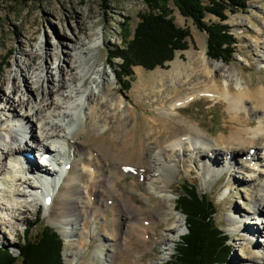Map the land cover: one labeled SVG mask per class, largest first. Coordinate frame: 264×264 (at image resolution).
<instances>
[{
  "label": "bare ground",
  "instance_id": "bare-ground-1",
  "mask_svg": "<svg viewBox=\"0 0 264 264\" xmlns=\"http://www.w3.org/2000/svg\"><path fill=\"white\" fill-rule=\"evenodd\" d=\"M72 9L75 10L76 8L73 7ZM44 13L43 16L45 18L51 16L49 12ZM76 18V30L70 25L57 27L61 36L58 35V32L57 34L55 33L54 39L47 41V47H45L44 52L38 55L37 49L30 51L27 54L29 57L28 63L17 59L21 63V67L19 66L17 71L8 68L0 77V100L3 104L0 106V126H3L1 125L3 122L15 121L16 119L14 118L18 116L21 119H28L29 116L34 117L30 115L31 106L29 104H31V101L24 99L22 93L19 94L18 100L10 97V94L16 96L19 92L16 85H14V79L21 78L24 88L23 93H30V90H34L37 96L44 81L49 83L47 89L50 92H53V89L57 87L56 91L54 90V98L51 101L49 100L47 103V100L41 99V103L45 104V108L44 106L40 107V104H38L37 111H39L37 116L44 114L48 121L42 123L37 135H30L33 145H26L24 140L25 129L19 128L17 130L19 132L17 138L8 134L10 129L8 125L0 127V130L5 132L4 138H6L1 140L0 143V176L3 175L2 179L0 177V184L2 185L0 193L7 194L6 196L1 194L2 200L4 201V197L9 199L18 195L26 196L24 192L12 190L8 187L12 179L15 180L14 172L23 173L24 176L27 174L33 176L32 178H34L35 182L45 188L40 180L42 177L36 175L35 171H42L50 178L55 175L49 164L40 160L42 154L50 153L55 160V166L60 171V177L57 182L53 180L49 189L45 190L46 194L42 195L43 202L46 198L51 199L49 206L45 205L48 211L55 207L60 216L74 214L78 221L73 217L70 224L72 226L71 229L75 231L78 225L82 229L87 230L96 223L97 216L100 213H104L108 209L113 210L115 227L114 231L110 232L113 242H107L104 245L107 249L106 253L97 254L96 256L98 257L92 260V264H166L161 259H159L160 261L147 260L145 253L139 255L133 248L153 251V246L159 245L161 246L160 252L165 256H169L171 254V245L175 242L173 236H178L179 238V234H181L180 228L183 226V222L179 218L176 219V222L179 223L178 227L171 226L172 216L175 214L180 217V214L173 209V205H170L171 198L169 195H164L159 202L160 204H157L152 209L146 206L147 203L145 201L147 199L145 201L139 199L138 203H134L129 196L127 199L123 198L122 190L117 188L119 178H123L126 174L136 175L135 177L137 178H146V194L149 192L150 186L155 189H167L169 185L163 184L161 171H171L168 164L171 162L176 163L177 160L174 158L180 159V155L176 156L174 153L176 149H181V156L185 159L190 158L193 163H200L199 169L202 173L213 172L218 166H222L219 175H224L229 180L224 186L228 185V183L239 184L246 186L247 190H249L247 183L242 181V177H238L236 174H242L243 171L250 173L248 176L250 183L264 175L262 171L264 169V133H262V130H264V117H259L258 128L250 131L247 127L255 126V122L251 119H245L241 111L245 110L251 115L259 111L264 114V86L250 87V89L249 87L238 86L235 88L236 91H231L232 88L227 78L219 80L218 85L212 74L213 71L207 67L208 61L204 53H202L193 59V65L203 68V71L201 70L202 72L198 73V75L196 74L197 72L193 71L191 74L170 71L168 81L164 83L162 82L164 80L159 79V85L164 87L169 84L175 87L178 84L189 82L188 80L191 77H196L197 80H200L199 77H203L204 81L194 83L189 88V92L182 96H177L176 94L179 90H173V88H171V96H161L163 89L154 91V89L140 88L137 96L141 103L137 104V101V103H133L132 112L126 109L125 118L121 120L117 116L119 108L117 104L121 101L118 100L115 103H111V101H114L113 88H111L109 79H105L107 77L106 73L100 71L101 65L96 60V53L100 49L101 43L97 40L92 45L88 43L95 35L92 32V28L97 23L91 21L93 12L91 10L86 13L77 12ZM18 41V53L26 54L23 51V41L20 38ZM50 46L56 49L57 54H60L59 61L64 64L63 67L62 65L57 67L56 73H52L48 68L41 65L42 62H38L40 58H50L48 51ZM262 60L264 62V59ZM219 67L223 68L221 65ZM92 74H95L96 79L98 78L100 81L97 82L95 78L91 80L94 88L90 87L86 99H90V103H95L89 108L84 119L80 117L78 129L65 131V126H70L71 121L68 117L69 107L67 103L63 107L64 103L61 100H71L72 96L84 92L85 89L80 83L83 82V86L86 85L90 81ZM223 76L229 77L228 75ZM93 89L97 90V94H95ZM99 93L111 97L109 102L108 100L99 102ZM174 94L177 97L172 98ZM149 97H158L157 99L155 98L156 101L159 99L161 102L162 100L166 101L165 97H170V101L155 106V109L160 112L157 113V116L164 119L157 121V119L151 118L150 122H146L148 130L141 136L139 135V146H133L132 148L130 139H134L131 136L135 129H132L133 132L131 131V134L128 135L126 127H132L133 122L130 115L134 114V111H142L144 108L142 99L146 100ZM201 97L212 101H223L229 113L228 119L225 120L224 134L219 135L212 145L208 144V139L199 134L194 126L190 128V126L174 119L180 108ZM4 104L8 105L7 108ZM248 105H251V107H248ZM77 106L80 110L84 108L82 104ZM111 106V114L108 115L105 111H101V107L110 108ZM84 113H86L85 110ZM51 116L53 118L50 119ZM113 118L117 123V127L114 130L111 128L113 136L109 137V133L107 134L106 131L110 124L105 122L100 126L98 124L103 122V120L106 121ZM41 120H44L43 117H38L36 122L40 123ZM168 122L176 124V126L171 127L172 129L182 127L186 130L160 143L159 138L161 136L157 132L161 128L166 127ZM141 123L143 125L144 121ZM85 124H88L87 127H85ZM89 131H93L90 138ZM142 138L151 140V142L145 145L143 144L144 139L141 142ZM148 146L152 148L149 149ZM41 150L42 152L39 154ZM155 150H158V152ZM260 150L262 152H259ZM25 152L31 157L26 161L31 167L29 170H24L22 165V155ZM241 155L244 156L241 157ZM219 157L222 159L221 163L218 161ZM204 161H206L205 165L203 164ZM66 164L69 166V171L67 172L63 170ZM234 164L239 166V170H236L237 173L235 174L231 169ZM15 181L19 185H25L32 191L37 188V185L27 182L24 177H19ZM221 184L222 181L218 179L215 186L221 187ZM254 198L256 207L254 211L249 208L242 210L236 205L232 208L240 210L241 215L246 217V219H251V221L242 222L239 240L242 239L249 242L253 248L256 246L252 243L253 238L257 236V233L262 235L263 231L258 230L257 227V230H254V227L248 225L253 222L257 225L258 222L254 219L261 220L260 224L264 223V197L260 194H255ZM225 200H228V197ZM246 202L250 204L248 199ZM12 208L13 206H7L6 203L0 202V226H4L9 231L15 230L12 220H16V217L9 212ZM15 210L19 214H23L26 212L27 207L19 204V206L15 207ZM3 212L4 215H2ZM252 215L255 218H250ZM162 232H166V235ZM169 235H172V237ZM237 246L243 264H264V253L256 252L253 248L247 249L242 244ZM229 248H231V245H229ZM97 250L102 251L100 247ZM231 259L236 261L238 258L235 256Z\"/></svg>",
  "mask_w": 264,
  "mask_h": 264
},
{
  "label": "rangeland",
  "instance_id": "rangeland-1",
  "mask_svg": "<svg viewBox=\"0 0 264 264\" xmlns=\"http://www.w3.org/2000/svg\"><path fill=\"white\" fill-rule=\"evenodd\" d=\"M200 1L203 5L207 4L206 0ZM73 7L76 9L73 10ZM88 10L93 12V18L91 21L97 22L92 28V32L95 35L90 41H88V43L92 45L95 40L101 43L100 49L96 53V60L101 65L100 71L102 73H106L107 77H104L106 80L109 79L111 88H113L112 93L114 101H111V103H115L118 100L121 101L117 104L119 107L117 116L120 117L121 120L125 118L126 109L131 110L132 112L131 107L133 103L136 101L138 102H136L137 104L141 103V100L137 96V92L140 88L154 89V91L163 89L161 96H169L172 92L171 88H173V90H179L176 94L177 96H182L186 92H189V88L192 87L194 83L197 81H204L203 77H199L200 80H197L196 77H191L190 80H188L189 82L182 83L180 85L178 84L175 87H172V85L169 84H166L164 87L159 85V79L164 80L162 81L164 83L168 81L170 71H179L182 74H191L193 71L197 72L196 74L198 75V73L203 71V68L193 65V59L197 58V56L202 53H204L208 61L207 67L210 70L212 69V74L214 75V79L218 85L219 80L227 78L229 80L228 82L230 87L232 88L231 91H236L235 88L238 86L249 87V89L250 87L252 88L260 85L264 86V62L262 60L264 59V0H246L244 9H234L233 12L235 13L226 14L227 19L222 24L227 25L229 28V34H231L235 42L233 45L232 57H230L227 62L222 60H212L207 56V34L202 30H198L190 18L182 17L173 3V0H107L105 3L103 0H33L20 5L0 1V77L8 68L17 71L19 66L21 67V63H19V61H25L28 63L29 57L27 54L30 51L37 49L36 52L38 55L44 52L46 49L45 47H47V41L54 39L55 33L57 34L58 32V35L61 36L57 27H67V25H70L74 27V30H76L77 12L86 13ZM162 10L168 12L167 19L172 20L176 27L187 31V48L184 51L176 52L173 60L166 63L163 67L146 69L141 66H132L129 71V68L126 66V61L128 59V56H126V50H128V46L134 38L138 24L142 21L143 17L152 13L159 14ZM44 12H49L51 16L45 18L43 16L45 14ZM203 20L207 25L219 23L218 19L210 15H206ZM19 38L23 41V51L26 53L24 55L18 53ZM32 38H34V40H32ZM48 51L50 58H40L38 62H42L41 65L43 67L48 68V70L52 73H56L57 67H60L61 65L63 67L64 64L59 61L60 54H57L56 49L50 46V50L48 49ZM118 55L122 56L123 60L113 58ZM17 59L19 61H17ZM220 65L223 66V68L219 67ZM223 75H228L230 78ZM93 78L96 79L95 74L90 76V81L87 82L86 85L83 86V82L80 83L86 91L84 90V92L72 96L71 100H61V102L64 103L63 107L66 106L65 103H67V106L69 107L68 117L71 121L70 126H65V131H74L78 129L77 126L80 117L81 119H84L85 114L89 111V108L94 105L95 102L90 103V99H86V96L90 91V87L92 86V88H94V85L91 83ZM96 80L97 82L100 81L98 78ZM14 85H16L19 92L16 96L10 94V97L14 100H18L19 94L22 93L24 99H29L31 101V104H29V106H31L30 115H33L34 117L29 116L28 119H21L18 116L14 118L16 119V122H3L1 124L3 126L0 127L8 125V128H10L8 130V134L16 136L17 138L19 135L17 130L19 128L25 129L26 133L24 134V140L26 141V145H33L30 135H37L42 123L48 121L44 114L37 116L39 111H37L38 104H40V107L44 106L45 108V104L41 103V99L43 98V100H47V103L49 100L51 101V99L54 98L53 95L57 87H53V92H50L47 89L49 83L44 81L37 96V93L34 90H30V93L22 92L24 88L20 77L14 79ZM93 90L95 94H97V90ZM176 95L174 94L172 98L177 97ZM98 97L99 102H104L106 100L109 102L111 98L109 96L102 95L101 93L98 94ZM155 98L157 99L158 97ZM155 98L149 97L146 100L142 99V106L144 107L143 110L134 111L135 113L130 115L132 116L133 124L132 127H126V133L129 135L131 134L130 132L132 129H135L133 130L135 133L132 131V136L130 135L131 138H134L130 139L132 148L133 146H139V135L141 136L148 130L146 122H150L149 120L151 118L155 120L157 119V121L164 119L157 116V113L160 112L155 109V106L166 102L168 103L170 101V97H165L166 101L162 100V102L159 101V99L156 101ZM1 104L0 100V106L3 105ZM78 104H82L84 108L80 110L77 106ZM4 105L7 108L8 105ZM249 106L251 107V105H248V107ZM111 109L112 106L110 108L101 107V111H105L108 115L111 114ZM84 110L86 113H84ZM241 113L245 119H251L255 122V126L247 127L250 131L257 129L259 117H264L261 116L264 114L260 111L254 115H251L245 110H242ZM38 117H43L44 120L37 123L36 119H38ZM228 117L229 113L223 101H212L208 98L201 97L189 102L185 107L180 108L174 119L176 121H181L182 124L190 126V128L194 126L196 130H198L199 134L208 139V144L212 145L219 135L224 134L225 120H227ZM51 118H53V116H51L50 119ZM2 119H4V117H2ZM111 120L112 122H110ZM111 120H103V122H99L98 124L99 126L104 122L106 124H110L108 130L106 131L107 134L109 133V137L113 136V130L117 127V123L114 118ZM142 120L145 125H142ZM87 125L88 124H85V127H87ZM174 126H176V124L168 122L166 127L158 130L157 133L161 136L159 138L160 143H163L168 140V138L170 139L171 137L179 135L186 130L182 127H175L172 129L171 127ZM81 128L83 127L81 126ZM93 131H89V138ZM262 133H264V130H262ZM4 135L5 132L0 130V143L1 140L6 139L4 138ZM78 138L80 139V137ZM143 139L144 138H142L141 142ZM150 142L151 140L144 139L143 144L146 145ZM149 145L151 146V144ZM150 146H148L149 149L152 148H150ZM155 151L158 152V150ZM259 152H262V150ZM181 153V149L175 150L174 154L176 156L180 155V159L174 158L177 162H171L168 164L169 169L171 170L170 172L161 171L163 184H166L167 186L169 185L167 189H155L150 186V190L146 194L145 188L147 185V179L137 178L135 177L136 175L131 176L129 174H126L123 178H119L117 182V188L122 190L123 198L127 199L129 196L130 200L134 203H138L139 199L144 201L147 199V201H145L147 203L146 206L150 209L155 207L157 204H160L159 202L163 199L164 195H169L171 198L170 205H173V209L180 214V217L173 214L171 226L178 227L179 223L176 222L177 218L183 222V226L180 228L181 234H179V238L178 236H173L175 242L171 245V254L169 256H165L160 252L161 246L159 245H154L153 251L136 250L135 248H133V250L138 252L139 255H143L145 253L147 260L160 261L159 259H161V261H165L166 264L170 262L174 248L180 242V237H183L186 233L183 215L176 210V195L180 192L182 186L189 183L196 188L200 195L207 196L214 204V225L219 227V229L227 235L229 244L231 245L230 252L227 255L228 259L225 264H243L237 245L242 244L247 249L253 248L249 242L242 239L239 240V235L242 230V222H248L251 221V219H246V217L241 215L240 210L232 208L236 205L242 210L247 208L251 211L255 210V194H260L264 197V175L250 183L248 180L250 173L243 171L242 174H236L238 177H242V181L247 183L249 190H247L246 186L239 184L235 185L228 183V185L224 186L229 180L224 175H219V171L222 169V166H218L213 172H209L207 174L202 173L199 169L201 166L200 163L195 164L190 158L185 159L181 156ZM224 154L225 152L223 153V156ZM209 155L208 157H210ZM243 156L244 155H241V157ZM218 161L221 163L222 159L219 157ZM205 163L206 161H204L203 164L205 165ZM238 167V164L231 166L234 174L237 173L236 170H239ZM262 171L264 173V169H262ZM13 174L15 176V180L19 177H24L27 182L37 185V188L32 191L25 185H19L17 181L12 179V182L9 183L8 187L12 190L24 192L26 196L18 195L16 197H10L9 199L4 197L3 201L1 197L2 193H0V202L6 203L7 206H13L9 212L16 217V220H12L15 227L14 231H9L5 229L4 226H0L1 248L8 249L13 256H16L17 252L13 248L22 243V240L24 239V226H32L36 223V225L30 229L29 239L34 240L41 227L46 226L56 232L63 241L62 264H92V260L98 257L96 256L97 254L106 253L107 249L104 245L107 242H113V238L110 235V232H113L115 227L113 210L108 209L104 212L105 214L103 212L100 213L99 216H97V224H93V226L87 230L82 229L81 226L78 225V228L73 231L70 223L73 217L77 219L74 214L60 216L55 207L48 211V208L43 203L42 196H39L43 188L35 182L34 178H32L33 176L25 175V177L19 172H14ZM2 176H0L1 179ZM218 179L219 181H222L221 187L215 186ZM0 187H2L1 184ZM35 193H37L38 196ZM2 195L6 196L7 194L4 193ZM226 197H228V200H225ZM247 199L250 204H247ZM19 204L27 207L26 212L23 214H19L15 210V207L19 206ZM2 215H4V212ZM252 217L255 218L254 215L250 218ZM254 220L258 222V224L255 225L253 222L248 226L254 227V230H257L258 228V230H262L263 233L262 235L257 233V236L253 238L252 243L256 245L253 249L256 252L263 254L264 223L260 224L261 220ZM162 233L166 235V232ZM169 236L172 237V235ZM257 240H259V242H257ZM98 247H100L102 251H98ZM235 256L238 258L236 261L231 259Z\"/></svg>",
  "mask_w": 264,
  "mask_h": 264
},
{
  "label": "trees",
  "instance_id": "trees-1",
  "mask_svg": "<svg viewBox=\"0 0 264 264\" xmlns=\"http://www.w3.org/2000/svg\"><path fill=\"white\" fill-rule=\"evenodd\" d=\"M0 1L20 5L33 0ZM206 1V5L200 0H173V3L182 17L190 18L198 30L207 34V56L212 60L227 62L232 57L235 42L227 25L222 23L226 21L227 13L233 14L234 9H244L246 0ZM167 15L168 12L162 10L159 14L152 13L142 18L126 50L128 59L125 61L129 71L132 66L146 69L163 67L173 60L176 52L187 48V31L176 27L172 20L167 19ZM206 15L215 17L219 23L205 24L203 19ZM113 58L123 60L119 55ZM176 196V210L183 215L186 233L180 237L167 264H225L231 248L227 235L214 225L215 207L211 199L200 195L189 183L182 186ZM35 225L24 226V239L13 248L17 252L16 256L0 247V264L63 263L61 237L45 226L40 228L34 240H30V229Z\"/></svg>",
  "mask_w": 264,
  "mask_h": 264
}]
</instances>
